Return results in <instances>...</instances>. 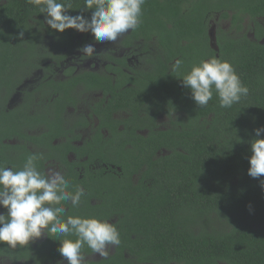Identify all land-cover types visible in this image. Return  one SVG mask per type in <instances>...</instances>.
<instances>
[{"label": "trees", "instance_id": "obj_1", "mask_svg": "<svg viewBox=\"0 0 264 264\" xmlns=\"http://www.w3.org/2000/svg\"><path fill=\"white\" fill-rule=\"evenodd\" d=\"M70 2L69 14H80L84 0ZM83 14L90 17L91 10ZM216 20L231 25L215 26L214 47L209 31ZM127 36L144 37L147 50L159 55L139 106L152 118L143 125L146 136L136 131L142 128L138 117L128 139L117 133L126 177L106 189L112 191L107 206L119 217L120 244L114 254L86 264H264V190L247 174L249 141L264 126V0H145L141 23ZM92 41L90 33L50 29L27 0H0V87L11 83L13 90L45 69L48 59L59 65ZM211 57L229 61L249 88L231 108H221L215 92L199 107L181 86L193 64ZM176 60L181 65L174 70L169 65ZM82 82L114 91L92 71L45 83L65 88ZM126 97L100 110L112 120L115 107L129 104ZM161 114L169 119L160 124Z\"/></svg>", "mask_w": 264, "mask_h": 264}, {"label": "flooded vegetation", "instance_id": "obj_2", "mask_svg": "<svg viewBox=\"0 0 264 264\" xmlns=\"http://www.w3.org/2000/svg\"><path fill=\"white\" fill-rule=\"evenodd\" d=\"M210 26H216L217 31L218 25L214 21ZM131 33L132 30L122 35L114 44L90 42L96 51L91 57L77 49L59 65L48 59L42 64L45 69H37L32 79L27 78L13 90L11 88L12 91L1 94L0 165L19 170L29 155L36 154L40 157L38 170L45 173L49 169L61 171L72 185L70 191L79 186L85 192L77 208H72L70 203L64 205L67 215L97 217L118 224L119 217L111 210L113 207L107 206L112 191L106 189L108 182L126 177L118 147L122 137L117 133L126 132L128 139L127 129L135 125V117L142 122V128L136 127V131L143 136L149 132L143 125L152 118L151 114L139 106H144L141 96L146 75L157 67L154 60L159 56L152 48L147 50L144 37H128ZM82 71L105 77L112 83L114 91L84 82L65 88L45 83L65 81ZM122 83L125 84L122 86ZM123 89L128 91L122 95ZM125 95L124 102L129 104L124 109L115 107L112 120L108 119L100 106L110 105ZM162 119L163 114L159 117L160 124ZM115 122L117 129L109 126ZM114 156L119 157L116 162L111 160ZM3 211L0 208V212ZM56 239L49 234V237L42 236L15 249L0 242V264H57L62 257ZM116 247H109V255L115 253ZM87 249L86 245L82 249L86 261L103 258H97V254Z\"/></svg>", "mask_w": 264, "mask_h": 264}, {"label": "clouds", "instance_id": "obj_3", "mask_svg": "<svg viewBox=\"0 0 264 264\" xmlns=\"http://www.w3.org/2000/svg\"><path fill=\"white\" fill-rule=\"evenodd\" d=\"M44 14L46 25L56 32L73 29L79 33H90L99 43H115L122 35L135 30L141 23L142 5L145 0H84L80 14L70 15V0H27ZM91 10L90 17L83 13ZM21 36L23 33L20 34ZM78 51L91 57L95 51L93 43H86ZM177 61L174 70L179 69ZM181 86L190 90L191 99L204 107L215 92L221 108H231L242 97H247L245 86L234 66L227 60L216 57L201 59L183 75ZM254 137L249 141L251 155L248 157L247 174L259 180L264 190V126L255 128ZM40 157L31 154L23 167L14 170L0 165V242L15 249L18 245H29L49 234L57 237L58 252L62 260L57 264H86L82 252L85 245L103 258L109 255V247L120 244L116 226L97 217L67 215L65 204L77 208L85 195L82 187L72 185L59 170L49 169L46 173L38 170ZM252 210L251 204L248 205ZM75 237L72 239L70 237Z\"/></svg>", "mask_w": 264, "mask_h": 264}, {"label": "rangeland", "instance_id": "obj_4", "mask_svg": "<svg viewBox=\"0 0 264 264\" xmlns=\"http://www.w3.org/2000/svg\"><path fill=\"white\" fill-rule=\"evenodd\" d=\"M217 25H218V27L219 26H221V27H224L226 30L227 29H229V27H230V25H231V23L228 21V20H216V22H215ZM20 73L21 72H23V69L21 70V71H19ZM19 73V74H20ZM32 75H30V77H28V79L30 80V79H32L33 77H31ZM26 79H27V77H26ZM25 80V79H24ZM14 81H16V80H14ZM7 84V85H6ZM11 86H13L11 83H5L4 84V86L2 85L1 87H0V101H1V94L3 93V92H9L10 90H9V87H11ZM169 119V117L168 116H163V119H162V122H165L166 120H168ZM73 239H75V237L73 238ZM97 258H100L101 256L100 255H98L97 254V256H96Z\"/></svg>", "mask_w": 264, "mask_h": 264}, {"label": "water", "instance_id": "obj_5", "mask_svg": "<svg viewBox=\"0 0 264 264\" xmlns=\"http://www.w3.org/2000/svg\"><path fill=\"white\" fill-rule=\"evenodd\" d=\"M215 26H212V28L210 29V31H209V34H210V38H211V44H212V46H214L215 47V45H216V36H215Z\"/></svg>", "mask_w": 264, "mask_h": 264}]
</instances>
